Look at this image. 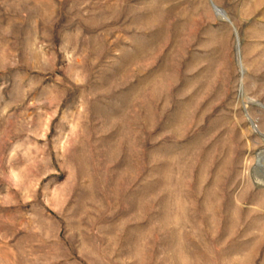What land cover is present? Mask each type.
Returning <instances> with one entry per match:
<instances>
[{
	"label": "rangeland",
	"instance_id": "374dc122",
	"mask_svg": "<svg viewBox=\"0 0 264 264\" xmlns=\"http://www.w3.org/2000/svg\"><path fill=\"white\" fill-rule=\"evenodd\" d=\"M0 264H264V0H0Z\"/></svg>",
	"mask_w": 264,
	"mask_h": 264
},
{
	"label": "bare ground",
	"instance_id": "6f19581e",
	"mask_svg": "<svg viewBox=\"0 0 264 264\" xmlns=\"http://www.w3.org/2000/svg\"><path fill=\"white\" fill-rule=\"evenodd\" d=\"M260 183V182H259ZM262 186V185H261Z\"/></svg>",
	"mask_w": 264,
	"mask_h": 264
}]
</instances>
